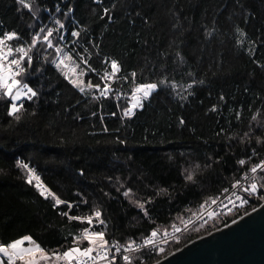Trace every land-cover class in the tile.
I'll return each mask as SVG.
<instances>
[{"label":"trees","instance_id":"obj_1","mask_svg":"<svg viewBox=\"0 0 264 264\" xmlns=\"http://www.w3.org/2000/svg\"><path fill=\"white\" fill-rule=\"evenodd\" d=\"M58 2L37 0L42 10L41 19L33 21L26 10L17 12L18 5L13 0H0V20L8 29L21 32L27 40L30 39L29 32L38 30L30 29L28 25H48L54 22L53 16L59 17L60 14L54 11H43ZM73 2L74 18L81 24L88 23L92 38L98 39L104 21L92 23V9L97 6L92 0ZM113 2L115 0H105L106 5ZM125 2L126 10L116 13L118 22L112 25L114 31L104 33L103 53L121 59L124 72L137 71L138 79L143 82L158 80L166 68L169 79L175 78L181 90L190 82L188 71L195 72L196 79H202L204 83L195 85L194 95L183 101L162 89L144 101V108L137 109L134 116L124 118L121 108L125 101L120 100L121 108H117L114 97L98 101L91 95L79 94L51 64L43 62L42 53L37 54L36 66L43 65L45 71L43 74L34 72L29 82L41 92L39 100L25 101L27 111L20 121L8 117L6 103L0 101V241L8 242L27 234L49 252L63 251L72 246L70 234H78L87 226L59 215L60 211L68 209L63 205L53 208L50 201L39 196L33 185H27L21 178L23 171L15 167L17 159L35 168L62 199L79 205L71 210L72 215H89L97 208L102 210L107 239L122 244L129 239L141 241L154 227L163 233L172 229L173 223L181 225L178 216L186 220L193 213H199V205L205 198L222 197V189L230 188L250 166L242 168L237 163L250 155V146L229 137L242 136L249 129L251 116L261 108L257 97L264 98V70L258 68L248 55L247 40L243 47L236 45L232 23L239 24L248 40H255L260 45L254 58L264 63V45L258 39L264 38V0H241L244 9L251 14L247 24L238 15L228 21L231 13L239 12L235 0ZM172 8L182 9L181 18H187L184 19L185 27L191 23V31L185 32L180 47L185 57L183 65L173 63L174 49L169 48L175 34L169 14ZM128 11H140L149 17L150 26H145L140 17L135 18V25L130 24L125 18ZM214 16L224 35L209 44L200 25L211 27ZM64 22L68 28L73 27L71 20ZM136 32L140 33L139 38L135 36ZM137 39L141 42L137 43ZM144 39L148 41L147 45L143 44ZM164 52L173 55L165 61L161 57ZM201 56L203 59H198ZM92 64L101 68L99 57H94ZM87 79L95 81L96 78L85 77ZM221 93L226 103L219 101ZM57 100L59 103L54 102ZM212 105H217L220 111H209ZM242 106V119L237 122L234 113ZM93 111L97 112L96 116L91 115ZM112 112L117 115L112 116ZM181 118L185 121L183 125L179 123ZM258 119L264 120V108ZM252 124L255 126L256 122ZM104 126L108 132L103 131ZM221 127L226 132L217 136ZM257 135L264 136V131ZM117 138L125 143H120ZM251 147H257L259 155L250 163L264 159V146H257L253 138ZM197 164L201 167L195 172V183L187 182L185 169L192 170ZM206 164L211 167H204ZM81 169L85 171L84 177L79 175ZM121 184L123 188L118 192L116 189ZM127 188L133 189L134 199L152 197V203L146 205L151 220L123 196ZM157 192L160 194L156 195ZM84 199L87 204L81 202ZM263 203L264 200L252 196L247 205L238 207L231 215H219V222L209 221L202 228L200 223L193 226L179 240L164 246V254L153 250L151 254L145 251L140 255L145 257V264H156L192 241L228 226ZM196 228L200 230L196 231ZM82 246L86 247L87 242Z\"/></svg>","mask_w":264,"mask_h":264},{"label":"snow or ice","instance_id":"obj_2","mask_svg":"<svg viewBox=\"0 0 264 264\" xmlns=\"http://www.w3.org/2000/svg\"><path fill=\"white\" fill-rule=\"evenodd\" d=\"M13 2L18 5L17 12L26 10L33 21L41 19L42 10L37 0H13ZM92 4L97 6L92 9V23L104 21L98 39L92 38L91 26L88 23L81 24L79 20L74 18L75 4L73 0H66V2L65 0H59L52 8H44L43 11L50 13L54 11L60 14L59 17L53 16L54 22L51 27L43 23L28 25L30 29L38 28V30L29 32L28 36L30 39L27 40L21 32L16 29H8L4 21L0 20V101L6 103V114L8 117L20 121L22 114L27 111L25 101L35 102L39 100L41 92L31 86L29 78L34 72L43 74V71H45L43 65L36 66L35 57L40 53H42L43 62L51 64L58 71L60 77L79 94L84 96L91 95L94 100L98 101L114 97L117 101V108H121L119 101L124 100L125 106L121 108L122 117L124 118L134 116L137 109L144 108V101L150 100L154 93L162 89L169 90L179 97L180 101H183L188 96L194 95L193 89L195 85L204 83L202 79H196V73L193 71L186 73L190 82L186 83L182 90L180 83L175 78L169 79L166 68H164L165 74L158 80L149 82H143L138 79V73L135 70L125 73L122 60L114 55L103 53V47L104 33L114 31L112 25L118 22L116 13L120 10H126V2L125 0H115L110 5H106L105 0H92ZM235 4L239 12L231 13L227 18L228 21L231 22L233 17L238 15L247 24L251 14L244 9L241 0H235ZM181 12L182 9L179 11L175 8L169 9L171 28L175 33L169 43V48L174 49L173 63L178 62L179 65L185 63V57L180 51V47L184 42V34L187 31H191V23L185 27L184 19L187 18L182 19ZM136 17H140L145 26H150L151 19L142 15L140 11H128L125 18L129 20L130 24L135 25ZM66 20L72 21V28H68L64 22ZM210 23L211 27L209 24L200 25L203 29V36L209 44L213 39L224 35L217 26L215 16ZM232 31L233 36L236 38L235 43L237 46L243 47L245 40H247L249 45L247 49L248 55L258 68L264 70V63L254 58L255 50L260 45L255 40H248L247 33L239 24L232 23ZM135 36L139 38L140 33L136 32ZM258 39L260 44L264 45V38ZM81 41H83L82 47H80ZM140 42V39H137V43ZM147 43L148 41L144 39L143 44L147 45ZM169 55H173V53H161V57L165 61ZM94 57H99L101 68H97L92 64ZM198 59L202 60L203 57L201 56ZM89 76H94L96 78L95 81L92 79L85 80V77ZM116 85H119V87H116ZM126 86L127 90L125 91ZM247 91L248 89L246 88L245 92ZM59 95L57 93V96ZM257 99L261 101V108H257L256 112L251 116L249 129L242 136L229 137L230 140L237 139L239 142L250 146V155L237 161L242 168L249 164L250 166L242 173L240 179H236L231 183L230 188L222 189L223 200H227V204L223 203L220 196H209L200 203L199 213H193V216L197 220L206 216V219H203V222L200 223L201 228L209 221L214 223L219 218V213L216 211L215 206L228 208L230 205L231 208H237L239 205V207H243L249 203V198L252 196L264 200V192L261 191L264 189V175H262L264 174V159H260L256 163H250L259 155L257 147H251L253 138L257 146H264V136L257 135L258 132L264 131V120L258 119L261 109L264 108V98L257 97ZM219 101L226 103L223 93L219 95ZM54 102L59 103V100ZM102 107L103 105L101 104ZM249 110H251V105H249ZM209 111L219 112L220 109L217 105H212ZM242 113L243 106L241 110L235 111L234 115L237 122L242 119ZM91 115L96 116L97 112L93 111ZM111 115L116 116L117 113L112 112ZM100 120L101 122L104 120L102 115ZM252 122H256L255 126H253ZM179 123L183 125L185 123L184 119L181 118ZM103 131L108 132L107 126H104ZM225 132L226 129L221 127L216 135L219 136L225 134ZM117 139L119 140V138ZM119 142L125 143L122 140H119ZM209 160H211V157H209ZM15 167L23 171L24 174L21 178L24 182L27 185H33L39 196L50 201L53 208H59V206L63 205L68 209V211H60L59 215L66 217L70 222L75 221L87 226L83 227L78 234H70L72 246L67 247L63 251L53 250L49 252L31 235L27 234L8 242L0 241V264H137V260H139V264H145V257L140 255V253L146 251L151 254L153 250H158L159 254H164L165 248L163 245L168 242L169 235L167 230H164L163 234H161V230L154 227L147 235L143 236L139 243H137L136 239H129L124 244L116 240L109 241L106 238L107 225L103 218L102 210L97 208L89 215H72L71 210L74 207H78V204L62 199L52 191L45 185L40 175L37 174L36 169L31 167L29 163L17 159ZM200 167L197 164L192 170L185 169L184 179L187 182L195 183V172ZM204 167H211V164H206ZM79 175L84 177L85 171L81 169ZM108 179L111 180L112 178L109 177ZM121 188H123L122 184L116 190L119 192ZM160 191L167 190L161 189ZM159 194L160 192L156 193V195ZM76 195L81 196L82 194L76 193ZM105 195L110 194L105 193ZM123 196L129 198L130 203L139 208L145 218L151 220L146 205L152 203V197L134 199V192L131 188L124 190ZM81 202L84 204L88 203L86 199ZM177 218L180 219L184 228H187L189 224H193L192 218L187 220L179 216ZM233 223H236V221L233 220ZM100 226H103L104 230H98ZM171 228L172 235L178 240L179 238L176 234L183 229L175 223L171 225ZM199 230L200 228H196V231ZM158 237L159 240L157 239ZM84 242H87L86 247L82 246ZM156 264H159V261Z\"/></svg>","mask_w":264,"mask_h":264},{"label":"water","instance_id":"obj_3","mask_svg":"<svg viewBox=\"0 0 264 264\" xmlns=\"http://www.w3.org/2000/svg\"><path fill=\"white\" fill-rule=\"evenodd\" d=\"M159 264H264V204Z\"/></svg>","mask_w":264,"mask_h":264},{"label":"built area","instance_id":"obj_4","mask_svg":"<svg viewBox=\"0 0 264 264\" xmlns=\"http://www.w3.org/2000/svg\"><path fill=\"white\" fill-rule=\"evenodd\" d=\"M37 174L38 175H40V177H41V179H42V181L44 182V180H43V178H42V175L40 174V173H38L37 172ZM45 183V182H44ZM45 185H47L46 183H45ZM48 186V185H47ZM49 187V186H48ZM50 188V187H49ZM51 190H52V188H50ZM53 191V190H52ZM56 193V192H55ZM229 195H230V193H229ZM221 199L223 200V196L221 197ZM223 203L224 204H227V200H223ZM216 207V211L219 213V215H222V216H227V215H231L232 214V212L234 211V210H237V208L239 207V205L237 206V208H231V206L229 205V207L228 208H224L223 206H215ZM229 209H230V211H229ZM189 218H192L193 219V224H189L188 226H187V228H184V225L183 224H181V225H179V227H181L183 230L181 231V232H179V233H177L176 234V236L180 239L181 238V236L186 232V231H188L190 228H192L193 226H195V225H197V224H199V223H202L203 222V219H206V216H204V217H202L200 220H197L196 219V217L195 216H190V217H188L187 219H189ZM186 219V220H187ZM98 230H104V227L103 226H100V228L98 229ZM106 234H107V228H106ZM161 234H163V233H161ZM168 242L165 244V245H163V246H166L169 242H172V241H176L177 239L172 235V229H170V230H168ZM106 238H107V236H106ZM158 240H159V237L157 238ZM178 239V240H179ZM140 241H138L137 243H139Z\"/></svg>","mask_w":264,"mask_h":264},{"label":"rangeland","instance_id":"obj_5","mask_svg":"<svg viewBox=\"0 0 264 264\" xmlns=\"http://www.w3.org/2000/svg\"><path fill=\"white\" fill-rule=\"evenodd\" d=\"M52 25H53V23H49V24H48V26H50V27H51ZM122 101H124V100H122ZM242 183H244V182H242ZM263 204H264V203H263ZM263 204H262V205H263ZM259 207H260V206H259ZM259 207H257V208H259ZM257 208H255V210H256ZM252 211H254V209H253ZM252 211H250V212H252ZM250 212H249V213H250ZM247 214H248V213H247ZM245 215H246V214H245ZM245 215H243V216H245ZM243 216H242V217H243ZM242 217H240V218H242ZM240 218L235 219V221H238ZM216 220H217V222L220 221L219 219H216ZM217 222H216V223H217ZM232 223H233V222H232ZM224 227H226V226H224ZM224 227H222V228H220V229H218V230H215L214 232L219 231V230L223 229ZM212 233H213V232H212Z\"/></svg>","mask_w":264,"mask_h":264},{"label":"bare ground","instance_id":"obj_6","mask_svg":"<svg viewBox=\"0 0 264 264\" xmlns=\"http://www.w3.org/2000/svg\"><path fill=\"white\" fill-rule=\"evenodd\" d=\"M201 238V237H200Z\"/></svg>","mask_w":264,"mask_h":264}]
</instances>
